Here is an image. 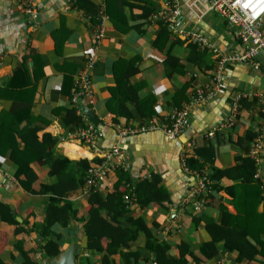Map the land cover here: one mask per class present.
<instances>
[{"label": "crops", "instance_id": "0c3cea01", "mask_svg": "<svg viewBox=\"0 0 264 264\" xmlns=\"http://www.w3.org/2000/svg\"><path fill=\"white\" fill-rule=\"evenodd\" d=\"M180 1L185 25L201 29L220 49L228 50L237 45L228 22L217 11L203 9L205 0L198 3L202 11L190 4V0ZM27 2L31 3L35 16L25 11ZM94 2L92 9L78 0H0V121L9 108L29 104L36 123L42 126L38 135L45 131L51 133L57 140L56 151L72 160L92 157L93 151L70 135L78 127L72 122H79L77 125H80L91 121L85 114V98L72 97L84 53L91 50L95 54V64L91 75L94 103L90 109L97 115L98 125L103 131L102 146L125 143L129 175L137 178L156 174L165 186L166 198L163 194L158 201L144 207L132 201L131 210L142 217L155 237L171 245L170 253H177L178 245L186 242L191 248L188 263L193 264L194 258L203 259L199 247L211 239L204 219L194 223L193 215L206 214L219 220L221 205L231 212L234 207L224 190H213L207 204L205 202L199 210H194L189 203L184 205L182 200L195 177L184 169L182 162L186 163V156L190 154L196 158L195 165L202 163L205 167L201 169L210 176L214 175L212 181L221 185L235 182L229 175V169L234 168L241 158L248 157L252 136L263 126L264 112L257 94L264 96V54L257 56L256 68L243 62L227 64L222 71L224 92L194 103L190 109L189 124L182 133L171 138L163 127L170 122L167 113L177 107L172 99L174 93L187 81L186 93L189 96L196 84L210 80L215 69L214 56L209 52L204 61H187L188 41L173 44L172 40L177 35L172 31L167 38L161 36V44L154 47L159 27V18L155 13L166 0H118L115 7L120 12L114 17L107 12L110 6L106 0ZM100 7L107 14V19L104 34L97 47L93 48L97 22L95 13ZM168 49L178 56V70L185 68L183 74L181 70L171 71L164 61ZM132 67L136 70L133 71ZM188 72H195L196 75H189ZM125 74L136 87L137 94L132 100L125 95L119 100V85L116 82ZM17 88L21 89L19 97L16 95ZM239 91H244L246 96L236 103L235 117L230 123L231 102ZM149 108L152 111L146 113ZM116 122L144 125L145 128L118 135ZM190 140L194 142L188 146ZM18 145L23 146V142L19 141ZM261 152L257 167L260 177L264 178V135ZM13 168L8 155L0 154V200L16 208L15 218L19 222L26 219L23 224L26 231L15 233V224L0 220V258L4 264H24L22 245L33 260L48 264V257L34 247L37 241H43L36 227L42 224L48 194L25 191L15 178ZM37 173L39 178L33 184L35 188H38L43 171ZM116 176L114 169L109 174L108 183L100 189L104 191L110 187L113 184L111 177L114 180ZM45 179L50 181L52 178ZM87 193L83 184L67 194L78 206L77 216H87ZM51 226L59 234L57 241L61 250L74 242L78 264H101L102 252L91 251L87 246L83 220L71 219L67 225L57 221ZM51 236L55 238L53 234ZM144 242L145 234L139 230L136 240L130 241V246L135 249ZM215 245L217 252L207 260L221 258L231 259L235 264H264L258 255L249 259L243 257L239 261L237 251L224 249L222 240L216 241ZM153 257L150 253L148 261L154 260ZM146 262L142 258L137 260V264ZM132 263V257L125 262L120 253L109 255V264Z\"/></svg>", "mask_w": 264, "mask_h": 264}, {"label": "trees", "instance_id": "16d2710c", "mask_svg": "<svg viewBox=\"0 0 264 264\" xmlns=\"http://www.w3.org/2000/svg\"><path fill=\"white\" fill-rule=\"evenodd\" d=\"M78 1L92 9L95 7L94 0ZM117 1L106 0L110 6L107 7V12L111 17L117 16L120 12L115 7ZM129 4L132 5L130 2ZM158 22L159 27L153 41L155 48L161 44L160 37H166L170 31L162 20ZM172 41L173 44L183 43L184 39L175 37ZM186 45L189 50L186 55L187 61L194 63L200 60L204 61L208 56L209 51L205 47L193 42H187ZM164 61L170 66L171 71L181 70L182 74L185 72L183 67L178 70V56L174 55L170 49L166 50ZM83 63L84 59L81 67ZM132 70L135 71L136 68L132 67ZM116 83L119 85L118 91L121 93V95L119 93V100H122L124 95L131 100L136 97V87L130 82L128 75L125 74ZM187 86L188 82H183L181 88L174 93L172 99L176 101L177 106L188 100ZM16 90V95L19 97L21 89L17 88ZM113 96L116 100V94ZM80 106L79 104V108H81ZM142 110L143 108H141ZM151 111L152 108H149L146 113ZM65 123L69 124L67 121ZM72 123H75L76 126L82 125H77L79 122ZM41 128L42 126L36 123L35 115L31 112L29 104L19 108H9L6 110L3 120L0 121V154L8 155L12 161L15 178L29 193L48 194L43 209L42 224L36 227L43 241H37L35 248H39L47 257L57 255L61 251L57 241L59 234L52 229L51 225L57 221L62 225H67L71 219H79L83 220L88 248L91 251L102 252L101 264H109V255L113 253H120L125 262H129L132 257V262L135 264L139 258L148 262L150 253L153 254L157 264H189L188 255L191 254V248L187 246L186 242L183 241L178 245L177 253H170L171 245L164 239L155 237L142 217L135 215L131 210L132 201H137L144 207L153 201H158V197L163 194L166 198L165 186L160 183L156 174H150L149 177L133 178L127 170L117 168V176L114 180L111 177L113 184L110 187L104 191L100 188L88 189L85 208L87 216H77L78 206L67 194L71 189H76L84 184L87 167L100 158L94 156L72 160L66 154L56 151L57 140L51 133L45 131L41 136L38 135V130ZM262 131L263 127H260L253 134L252 141L256 134ZM19 141L23 142V146L18 145ZM195 159L190 154L186 156V163L189 167L197 170L205 167L202 163L198 166L195 165L193 163ZM32 165L37 167L34 168ZM233 170L236 173H233ZM38 171H43V173L38 188H35L33 184L39 178ZM216 171L214 170V172ZM256 171L257 166L254 159L248 155V157L241 158L234 168L229 169V175L235 179L234 183L218 184L212 181L214 175L210 176L208 173L211 184L209 192L205 195L207 197L206 204L213 190H224L230 196V203L233 205L234 211L231 212L221 205L222 215L219 220L206 214L193 215L194 223L204 219L205 227L211 235V239L199 247L203 255L202 260L210 259L217 252L215 242L219 240L223 241L224 249L237 251L239 261L243 257L249 259L255 255H258L262 261L264 260V178L256 176ZM45 177L52 179L46 181ZM238 179L240 180L237 181ZM259 204L261 209H259ZM16 215L15 207L0 200V220L15 224V233L26 231V227L23 226L27 222L26 219L19 222L15 218ZM139 230L145 234V242L142 246L132 249L130 241L136 240ZM20 248L24 264H39L38 261L31 258L29 252L22 245ZM194 259L193 264L202 261L199 258ZM0 264H4L1 258Z\"/></svg>", "mask_w": 264, "mask_h": 264}, {"label": "built area", "instance_id": "2783aa9c", "mask_svg": "<svg viewBox=\"0 0 264 264\" xmlns=\"http://www.w3.org/2000/svg\"><path fill=\"white\" fill-rule=\"evenodd\" d=\"M200 1L201 0H190V4L202 11V9L198 7ZM205 1L206 4L203 7L205 11H217L228 22L233 38L237 43L235 47L228 50L220 49L201 29L185 25L182 19L180 0H166L163 7L155 13L157 18L162 20L167 28L176 34L177 37L205 47L215 58V69L210 80L203 84H196L191 89L188 100L167 113V118L169 117L170 122L163 128L166 135L171 138H175L182 133L189 124L190 109L194 103L205 100L218 92H224L225 85L222 81V71L227 64L243 62L251 64L256 68L258 64L256 57L259 54H264V0ZM24 9L26 12L35 16L34 9L30 2H27ZM96 18L97 22L93 34V48L97 47L104 34V22L107 19V14L103 8L100 7L96 11ZM94 64L95 54L91 50L85 52L83 66L78 70L72 88L73 99L79 97L85 98L87 104V106L84 107L85 114L86 110H89L94 103L91 77ZM188 74L196 75L195 72H188ZM251 94L252 93H249L248 95ZM257 95L261 107L264 110V96L259 93ZM245 96L246 93L244 91H239L232 99L231 104L233 107L228 116L230 123L233 122L235 117L236 103L240 98ZM115 127L118 135L135 133L145 128L144 125L132 126L122 124L121 122H116ZM70 135L77 139L80 144L92 150L94 154L92 157L96 156L100 158L86 169L84 182L86 190L90 188H101V186L107 184L109 174L114 169L115 171L117 168L123 170L128 169V158L125 154V149L127 148L126 144L116 142L108 147L102 146L101 137L103 131L99 125H95L91 121H88L71 131ZM263 135L264 131L256 134L249 149V155L254 159L256 166L260 163L259 160L262 155L261 146L263 145ZM193 142V140H190L188 146H191ZM182 164L184 169L194 174L195 177L189 184L182 203L184 205L189 203L194 210H199L205 205V195L209 192L211 179L205 170L191 169L184 161ZM255 175L260 176L259 167H257ZM146 264H157V262L156 260H150L148 263L146 262ZM198 264H235V262L231 259L214 258L212 260H202Z\"/></svg>", "mask_w": 264, "mask_h": 264}, {"label": "water", "instance_id": "95a60500", "mask_svg": "<svg viewBox=\"0 0 264 264\" xmlns=\"http://www.w3.org/2000/svg\"><path fill=\"white\" fill-rule=\"evenodd\" d=\"M86 115L90 117L93 124L98 125L99 119L91 109L86 110ZM48 264H78L75 256V244L71 241L57 255L48 257Z\"/></svg>", "mask_w": 264, "mask_h": 264}, {"label": "bare ground", "instance_id": "6f19581e", "mask_svg": "<svg viewBox=\"0 0 264 264\" xmlns=\"http://www.w3.org/2000/svg\"><path fill=\"white\" fill-rule=\"evenodd\" d=\"M85 148H86V147H85ZM86 154H88V155H89V153H87V152H86Z\"/></svg>", "mask_w": 264, "mask_h": 264}, {"label": "rangeland", "instance_id": "374dc122", "mask_svg": "<svg viewBox=\"0 0 264 264\" xmlns=\"http://www.w3.org/2000/svg\"><path fill=\"white\" fill-rule=\"evenodd\" d=\"M148 263V262H147Z\"/></svg>", "mask_w": 264, "mask_h": 264}]
</instances>
